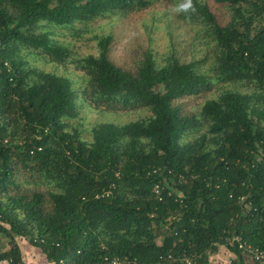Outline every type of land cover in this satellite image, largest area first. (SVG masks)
Listing matches in <instances>:
<instances>
[{
  "label": "trees",
  "instance_id": "1",
  "mask_svg": "<svg viewBox=\"0 0 264 264\" xmlns=\"http://www.w3.org/2000/svg\"><path fill=\"white\" fill-rule=\"evenodd\" d=\"M215 2L231 11L225 26L207 4L186 7L208 27L219 80L252 92L225 91L184 115L176 101L211 85L197 62L159 67L148 52L133 73L110 59L113 37H97L98 55L73 61L87 78L82 95L95 108L134 103L152 116L97 124L89 142L67 129L79 113L72 81L30 67L20 52L66 64L72 52L42 23L73 29L149 0H0V236L9 240L0 262L25 264L27 241L49 264L183 254L214 264L222 248L231 264H246L228 247L233 235L264 249V0ZM22 170L47 191H24Z\"/></svg>",
  "mask_w": 264,
  "mask_h": 264
},
{
  "label": "rangeland",
  "instance_id": "2",
  "mask_svg": "<svg viewBox=\"0 0 264 264\" xmlns=\"http://www.w3.org/2000/svg\"><path fill=\"white\" fill-rule=\"evenodd\" d=\"M188 0H149V5L141 10L127 13L108 14L88 24H76L73 29L53 27L42 23L39 31L48 32L54 41L69 47L75 59L66 64L52 63L45 55L23 49L20 54L25 62L34 69L69 78L79 93L78 116L67 120V129L78 131L82 139L91 141V129L100 123L111 122L124 125L130 122L147 120L152 116L148 108L139 104L125 105L123 102L109 108H95L82 93L87 86L85 73L78 69L74 60L98 55L97 37L111 35L110 47L112 62L127 71L135 73L151 53L159 67H163L174 58L181 63L197 62V70L209 78L210 87L198 96H188L176 101L184 115H199L202 106L209 100L218 99L225 91L252 92L240 84L224 83L219 80L213 68L216 61V47L208 32V27L200 19L188 12ZM207 4L220 25L225 26L231 18L230 9L215 0H198ZM198 135H188L185 143L195 140ZM23 171V170H22ZM20 180L24 191H47V186H36L35 179L21 172ZM0 242L6 246L7 239L0 236ZM27 247L28 241L25 243ZM223 249V248H222Z\"/></svg>",
  "mask_w": 264,
  "mask_h": 264
},
{
  "label": "built area",
  "instance_id": "3",
  "mask_svg": "<svg viewBox=\"0 0 264 264\" xmlns=\"http://www.w3.org/2000/svg\"><path fill=\"white\" fill-rule=\"evenodd\" d=\"M160 172L154 170V173ZM162 187L160 185L156 186V194L161 195ZM109 195V193H107ZM232 197V196H231ZM245 198L242 197L240 202H244ZM228 247L237 249L242 257L244 258L246 264H264V249L254 247L243 240L238 235L228 236L226 238ZM198 258L194 256H187L183 254L182 257L178 260L172 255H169L167 259H163L158 264H179V261L183 264H196ZM232 260L228 261V264H231ZM88 264H141L138 259L132 258L129 256H113L105 257L103 260L95 263Z\"/></svg>",
  "mask_w": 264,
  "mask_h": 264
},
{
  "label": "crops",
  "instance_id": "4",
  "mask_svg": "<svg viewBox=\"0 0 264 264\" xmlns=\"http://www.w3.org/2000/svg\"><path fill=\"white\" fill-rule=\"evenodd\" d=\"M1 239V237H0ZM7 245L0 244V250L6 251L9 249V240L7 239ZM21 249L24 255L25 264H49L46 256L38 249L33 247H27L23 242H21ZM29 246V245H28ZM232 251L223 248L220 250L219 254L214 258V264H228L229 260L233 258ZM0 264H9L7 261H1Z\"/></svg>",
  "mask_w": 264,
  "mask_h": 264
}]
</instances>
